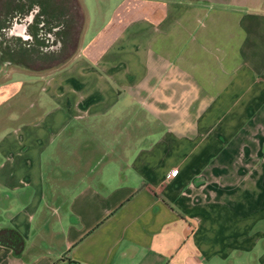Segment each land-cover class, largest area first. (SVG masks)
Returning <instances> with one entry per match:
<instances>
[{"label": "crops", "instance_id": "crops-1", "mask_svg": "<svg viewBox=\"0 0 264 264\" xmlns=\"http://www.w3.org/2000/svg\"><path fill=\"white\" fill-rule=\"evenodd\" d=\"M86 121L113 157L53 190ZM0 233V264H264V0H0Z\"/></svg>", "mask_w": 264, "mask_h": 264}, {"label": "rangeland", "instance_id": "rangeland-1", "mask_svg": "<svg viewBox=\"0 0 264 264\" xmlns=\"http://www.w3.org/2000/svg\"><path fill=\"white\" fill-rule=\"evenodd\" d=\"M83 124L84 126H87L85 131L83 133L73 134L71 138H69L74 143L72 144L69 143V146L67 148L63 147L61 152L58 151L56 152V154H54L55 156H54V163L52 165V168L54 170L53 176H54V179H56V183L54 184L52 183L53 190L57 189L60 182H62L60 178L61 173L65 174L66 172H69L68 180L70 181L68 182L75 183L77 181V172L79 171V169H77L78 167L84 168L83 164H85L86 168H84L83 170L84 172H86L89 168L91 167L93 168L97 165L95 160L101 155H102L101 156L102 162L107 160L109 158V155L113 157L112 156L113 152L109 150H101L100 155H98V153H92V151L89 150V148L92 146V142H95V140H93L94 134L92 131L93 122L86 121ZM105 125H108V124H105ZM65 142L63 141V143ZM76 142L77 143L80 142L79 145H77ZM103 154H105L104 157H103ZM78 161H80V163ZM86 162L88 163L86 164Z\"/></svg>", "mask_w": 264, "mask_h": 264}, {"label": "trees", "instance_id": "trees-1", "mask_svg": "<svg viewBox=\"0 0 264 264\" xmlns=\"http://www.w3.org/2000/svg\"><path fill=\"white\" fill-rule=\"evenodd\" d=\"M6 231H7L8 235L10 236L9 239L14 238V240H15L17 243L21 244V242H22V238H21V236L19 235V233H17L14 229H8V230H6ZM2 235H3V233H0V238L2 237ZM11 236H14V237H11ZM7 240H8V239H7Z\"/></svg>", "mask_w": 264, "mask_h": 264}, {"label": "built area", "instance_id": "built-area-1", "mask_svg": "<svg viewBox=\"0 0 264 264\" xmlns=\"http://www.w3.org/2000/svg\"><path fill=\"white\" fill-rule=\"evenodd\" d=\"M175 169H170V171H169V175H174L175 174Z\"/></svg>", "mask_w": 264, "mask_h": 264}]
</instances>
